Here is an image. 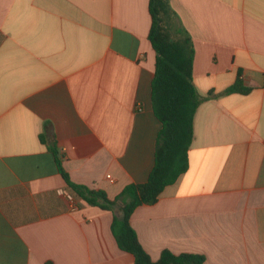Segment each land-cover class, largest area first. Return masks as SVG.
Returning <instances> with one entry per match:
<instances>
[{"label": "crops", "instance_id": "crops-1", "mask_svg": "<svg viewBox=\"0 0 264 264\" xmlns=\"http://www.w3.org/2000/svg\"><path fill=\"white\" fill-rule=\"evenodd\" d=\"M172 40L193 46L189 167L130 225L151 260L264 264V0H169ZM150 0H0V264H135L109 209L153 169ZM251 88L227 93L237 80ZM69 193V192H68Z\"/></svg>", "mask_w": 264, "mask_h": 264}, {"label": "trees", "instance_id": "trees-1", "mask_svg": "<svg viewBox=\"0 0 264 264\" xmlns=\"http://www.w3.org/2000/svg\"><path fill=\"white\" fill-rule=\"evenodd\" d=\"M150 14L152 24L149 40L156 52L151 101L161 129L156 142L154 166L148 180L142 184L126 186L110 201L102 190L73 183L60 162L59 171L73 198L103 209L119 204L121 215L114 217L112 232L119 248L135 257V264H203L202 255H176L170 251H163L157 261L151 260L130 225L131 214L138 206L156 203L163 190L188 170L194 116L201 102L193 83L191 40H172L169 35L168 23L173 16L169 0H150ZM250 89L238 79L226 92L246 94Z\"/></svg>", "mask_w": 264, "mask_h": 264}, {"label": "built area", "instance_id": "built-area-1", "mask_svg": "<svg viewBox=\"0 0 264 264\" xmlns=\"http://www.w3.org/2000/svg\"><path fill=\"white\" fill-rule=\"evenodd\" d=\"M62 194H64L66 196V198L68 199V201L70 202L71 208L75 209V205H74V201H73L72 196L66 191H62Z\"/></svg>", "mask_w": 264, "mask_h": 264}]
</instances>
